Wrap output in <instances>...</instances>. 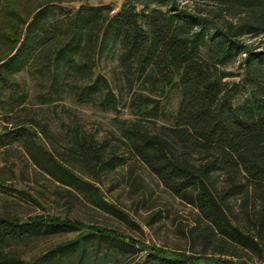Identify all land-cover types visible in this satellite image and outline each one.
<instances>
[{
    "label": "trees",
    "instance_id": "16d2710c",
    "mask_svg": "<svg viewBox=\"0 0 264 264\" xmlns=\"http://www.w3.org/2000/svg\"><path fill=\"white\" fill-rule=\"evenodd\" d=\"M21 1L0 0V149L19 147L27 164L0 167V264H115L126 256H138L132 264H264V0H182L191 10L179 0H126L114 15L89 7L63 21L46 6L18 7ZM112 45L124 63L179 92L170 125L125 122L121 135L131 157L195 212L185 249L125 242L69 217L23 216L7 200L13 193L38 203L12 181L15 169L24 179L30 165L71 198L123 218L89 182L122 162L118 147L79 127L59 143L15 87L20 73L39 74L46 83L38 97L50 104L63 76L71 77L77 100L96 95L115 106L107 80L93 71ZM234 63L237 72L228 70ZM143 102L151 107L140 115H166L158 102Z\"/></svg>",
    "mask_w": 264,
    "mask_h": 264
},
{
    "label": "rangeland",
    "instance_id": "374dc122",
    "mask_svg": "<svg viewBox=\"0 0 264 264\" xmlns=\"http://www.w3.org/2000/svg\"><path fill=\"white\" fill-rule=\"evenodd\" d=\"M125 1L22 0L18 7L25 4L29 7L46 6L51 11L50 18L63 21L67 15L73 16L78 10L89 7L102 8V16L108 17L117 13ZM179 5L181 7L188 5L189 10L192 8L191 4H186L182 0H179ZM100 29L94 31L97 38L100 37ZM120 55L119 45L109 46L93 68L95 74H100L107 80L117 102L115 106L101 104L96 95L85 96L82 101L77 100L74 93L79 92V89L74 88V80L71 77L65 79L63 76L62 81L52 91L50 104L44 103L38 97L42 90L41 85L46 83L42 82L39 74L20 73L15 87L19 93L22 91L27 93L26 107L34 111L43 122L48 123L52 131L57 134L59 143L65 144L70 140L72 130L79 127L85 133L94 135L98 141H107L110 145L118 147L117 152L123 157L122 162L112 171L104 173L99 178H91L89 182L93 187H97L102 198L121 210L125 219L90 204L85 198L79 196L78 199L71 198L62 186L33 172L30 165L27 166L29 174L25 175L24 179L19 178V172L15 169V177L12 181L16 189L34 192L38 203L35 204L13 193L6 196L7 200L13 201L18 212L23 216L51 214L69 217L88 226L114 231L125 237V242L134 239L168 250L185 249L184 233L192 224L195 212L168 193L143 165L131 157L128 147L122 144L125 140L121 135V128L125 122L137 121L143 127L150 129L155 125H170L168 116L176 111L180 100L179 92L176 88H163L160 84L153 83L145 74L138 72L134 62L124 63ZM237 66L238 63H234L228 67V70L237 72ZM236 80L229 79L228 82ZM78 85L81 86L79 83ZM144 97L158 102L166 115L156 120L140 115V110L151 107L150 104L143 102ZM241 100L242 98L239 102ZM1 128L0 122V132ZM36 140L40 145H45L41 137ZM13 149L10 154L0 149V167L17 162L24 167L27 165L22 149L15 146ZM73 236L55 238L47 243L41 242L39 245L46 248L49 244L59 243ZM137 257L126 256L115 264H132Z\"/></svg>",
    "mask_w": 264,
    "mask_h": 264
}]
</instances>
